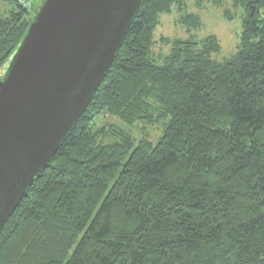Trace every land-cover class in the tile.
<instances>
[{"label": "trees", "instance_id": "obj_1", "mask_svg": "<svg viewBox=\"0 0 264 264\" xmlns=\"http://www.w3.org/2000/svg\"><path fill=\"white\" fill-rule=\"evenodd\" d=\"M186 1H141L89 106L0 230V264H264V0H230L244 13L225 61L214 34L173 39L156 61L160 16ZM194 1L233 17L229 0ZM0 4L1 69L41 4ZM103 114L163 129L137 140L97 127Z\"/></svg>", "mask_w": 264, "mask_h": 264}, {"label": "water", "instance_id": "obj_2", "mask_svg": "<svg viewBox=\"0 0 264 264\" xmlns=\"http://www.w3.org/2000/svg\"><path fill=\"white\" fill-rule=\"evenodd\" d=\"M142 0H43L0 69V230L89 106Z\"/></svg>", "mask_w": 264, "mask_h": 264}, {"label": "rangeland", "instance_id": "obj_3", "mask_svg": "<svg viewBox=\"0 0 264 264\" xmlns=\"http://www.w3.org/2000/svg\"><path fill=\"white\" fill-rule=\"evenodd\" d=\"M31 6V12H34L42 0H29ZM2 5V4H0ZM225 7H228L233 12L231 20L226 19L223 15L222 7L213 5L212 3H203L197 6L194 0H187L182 8L172 7L171 12L162 14L159 19V23L154 29V42L151 49V56L157 61L160 56H164L168 53L172 47L171 41L173 39H192L196 42L201 41L202 38L209 35H216L218 41L221 44V50L214 54L213 58L218 61H225V59L236 54L239 45V37L242 26V16L244 10L241 7L232 8L231 1L229 0ZM3 10L4 8H0ZM195 14L198 17L199 23L192 26H187L182 21L186 15ZM97 127L103 125L117 126L123 131L130 132L137 140L146 136L152 141L156 140L163 129L162 119L156 124H147L138 122L137 124L124 123L119 117L109 114H103V116H97L94 119ZM112 141L111 137L106 139Z\"/></svg>", "mask_w": 264, "mask_h": 264}, {"label": "built area", "instance_id": "obj_4", "mask_svg": "<svg viewBox=\"0 0 264 264\" xmlns=\"http://www.w3.org/2000/svg\"><path fill=\"white\" fill-rule=\"evenodd\" d=\"M18 3H20L23 7H30L29 0H18Z\"/></svg>", "mask_w": 264, "mask_h": 264}]
</instances>
